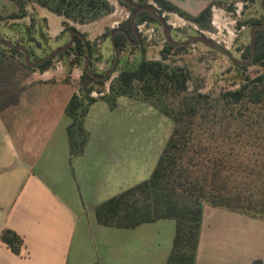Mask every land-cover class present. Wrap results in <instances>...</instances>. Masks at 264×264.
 I'll return each mask as SVG.
<instances>
[{"label": "trees", "instance_id": "1", "mask_svg": "<svg viewBox=\"0 0 264 264\" xmlns=\"http://www.w3.org/2000/svg\"><path fill=\"white\" fill-rule=\"evenodd\" d=\"M6 1L16 7L9 17L12 19L25 17L29 4L63 18L64 29L72 33L63 52L72 56V66L88 60L77 81L69 77L59 81L75 89L64 108L69 119L66 135L70 160L84 153L89 137L84 119L97 101L114 110L117 99L127 97L148 104L172 123L149 177L95 207L99 226L134 229L172 220L174 236L165 264H195L205 207L264 221V24L249 21L254 26L251 41L240 49L242 58L261 70L253 78L245 77L235 89L218 93H202L198 87L190 90L191 72L182 61L190 42L182 44L165 34L158 60L141 59L134 67L119 70L106 91L108 79L103 80L92 69L94 44L68 22L84 25L111 14L114 8L107 0ZM116 1L128 17L103 37L111 40L113 51L122 53L143 50L144 41L137 27L166 26L164 13L176 14L208 30L212 9L227 4L210 1L192 15L168 0ZM18 55L21 52L17 48L0 53V113L19 103L30 85L27 81L32 71L44 73L52 61L47 58L32 66L19 60ZM0 241L14 255L20 254L23 240L14 231L3 230ZM250 264L264 262L256 259Z\"/></svg>", "mask_w": 264, "mask_h": 264}, {"label": "crops", "instance_id": "2", "mask_svg": "<svg viewBox=\"0 0 264 264\" xmlns=\"http://www.w3.org/2000/svg\"><path fill=\"white\" fill-rule=\"evenodd\" d=\"M168 1L195 14L210 1L242 0ZM44 10L45 18L56 16ZM62 22L51 38L62 33ZM107 44L111 49V40ZM28 83L19 103L0 113V235L9 229L23 240L19 255L0 241V264H165L174 221L116 229L99 226L94 216L97 205L153 170L158 150L109 123L122 107L150 106L127 97H119L114 110L95 102L84 119V153L70 160L64 108L75 90L52 77ZM256 259L264 262V221L205 207L195 264Z\"/></svg>", "mask_w": 264, "mask_h": 264}, {"label": "rangeland", "instance_id": "3", "mask_svg": "<svg viewBox=\"0 0 264 264\" xmlns=\"http://www.w3.org/2000/svg\"><path fill=\"white\" fill-rule=\"evenodd\" d=\"M107 1L114 10L112 14L98 19L96 23H87L90 25L84 27L81 24L68 22L94 44L92 69L102 75L103 80L108 79L104 84L106 91L119 70L134 67L141 59L158 60L160 50L164 45L165 34L182 44L190 42L187 51L182 56V61L191 72L192 80L188 82L190 90L198 87L202 93L211 91L218 93L224 89H235L245 77L253 78L261 70L260 67L250 65L248 60H244L240 49H244L251 41L254 26H251L249 21L255 19L264 24V0H242L215 6L212 9L211 24L208 30L200 29L176 14L164 13L162 17H165L166 26L143 24L137 27L144 41L143 50L136 49L125 53L109 49L108 38H104L103 34L125 20L128 12L120 7L116 0ZM16 11L13 3L0 0V53H6V50L10 48H17L21 52V55L17 56L19 60L32 66L38 65L47 58H52L47 74L35 69L27 82L35 78L42 79V77H52L59 81L69 77L71 81H77L88 60L85 59L78 65L72 66V56L63 52L71 42L72 33L65 30L61 24L62 33L56 38L50 36L57 31L63 18L50 15V21L44 17L47 15L46 11L36 4L27 6L25 17L9 18ZM190 14L196 15L197 13ZM200 41L218 44L230 56L211 53ZM132 46L136 45L132 44ZM182 61L177 63L181 64ZM92 96L97 95L93 93ZM39 98H41L40 95ZM120 114V117L116 116L109 123H117L118 132L121 134L141 135L145 140L144 145L151 144L153 149L155 147L158 150V158L171 132V121L148 106L122 107ZM141 180L144 181L146 178Z\"/></svg>", "mask_w": 264, "mask_h": 264}, {"label": "water", "instance_id": "4", "mask_svg": "<svg viewBox=\"0 0 264 264\" xmlns=\"http://www.w3.org/2000/svg\"><path fill=\"white\" fill-rule=\"evenodd\" d=\"M200 43L202 45H204L206 48H208L209 50L211 51H214L220 55H223L225 57H229V53L223 49L222 47H220L218 44H211V43H208V42H205V41H200Z\"/></svg>", "mask_w": 264, "mask_h": 264}, {"label": "built area", "instance_id": "5", "mask_svg": "<svg viewBox=\"0 0 264 264\" xmlns=\"http://www.w3.org/2000/svg\"><path fill=\"white\" fill-rule=\"evenodd\" d=\"M143 25V24H142ZM139 26H141V25H139Z\"/></svg>", "mask_w": 264, "mask_h": 264}]
</instances>
